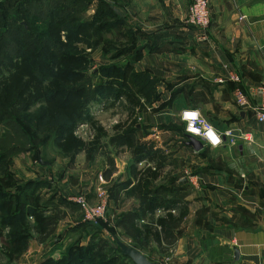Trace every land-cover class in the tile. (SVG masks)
Wrapping results in <instances>:
<instances>
[{"label":"crops","instance_id":"1","mask_svg":"<svg viewBox=\"0 0 264 264\" xmlns=\"http://www.w3.org/2000/svg\"><path fill=\"white\" fill-rule=\"evenodd\" d=\"M99 1L109 2L118 16L116 23L110 20V30L103 38L122 51L115 56L113 51L103 55L100 44L90 54L92 64L97 53L102 56L99 66L118 64L135 73H149L158 80L157 100L144 104L139 111L135 108L136 125L145 129L141 133L143 158L135 167L156 169L158 180L170 183L175 198L181 201L173 214L178 216L181 209L184 211L172 247L161 253L153 240L158 249L153 255L159 258L146 250L141 252L160 264H264V123L255 118L256 109L263 103V95L257 89L264 86V0H208L210 25L205 40L198 29L186 23L191 0H89L86 18L94 14ZM232 76H238L240 83L232 82ZM236 87L245 95L244 108L234 104ZM113 104L127 111L132 108L124 97L114 98ZM186 109L199 110L222 135L221 146H204L199 152L186 146L184 124L179 117ZM78 126L74 136L79 134ZM226 131H231L232 137L224 136ZM30 153L12 155L7 161L17 181L48 185L40 188L44 192L39 195L40 203L49 200V187L60 192V197L52 202L61 197L69 202L79 191L95 200L90 188H80L89 179L87 175H72L69 180L70 173L66 171L58 182L54 178L57 161L42 159L40 150L35 160L40 157L47 164L33 166L24 159ZM113 160L111 175L90 184L94 190L100 186L107 191L106 185L111 187L110 179H118L117 175L121 182L127 178L124 165ZM181 178H187L188 183L180 184ZM134 184L132 181L129 187L125 186L122 196L113 192L108 205L118 215L138 204L136 195L131 197L128 192ZM116 197L122 200L121 206L115 203ZM59 208L67 210L65 205ZM64 220L58 222L47 239L62 232L58 227ZM36 236L31 230L29 237ZM30 238L28 256L32 250ZM161 246L166 248L163 242ZM41 248L35 242L33 252ZM233 248L238 250L237 259ZM0 250H4L1 242ZM15 264L25 261L19 259Z\"/></svg>","mask_w":264,"mask_h":264},{"label":"trees","instance_id":"2","mask_svg":"<svg viewBox=\"0 0 264 264\" xmlns=\"http://www.w3.org/2000/svg\"><path fill=\"white\" fill-rule=\"evenodd\" d=\"M88 2L0 0V127L3 128L0 133V242L6 250L22 252V245L28 242L31 230L38 235V242L43 243L64 218L62 212L49 210L52 198L40 203L38 191L48 185L17 181L7 160L24 152L37 155L38 148L49 142L68 155L80 152L84 145L73 136V131L86 119V106L89 101H95L96 92L106 89L114 98L124 97L132 107L130 111L141 110L144 104H151L158 98V80L149 73H135L118 64L91 68L90 54L100 44L103 55L113 51L115 56L122 49L118 51L113 43L103 38L110 30V20L116 23L118 18L112 5L99 1L94 14L86 18ZM5 76L8 78L3 79ZM93 77L98 78L97 83L91 81ZM21 126L33 131L26 136ZM140 130L134 123L109 138V143L117 147L129 146ZM184 133L183 129L182 135ZM24 138L33 142L40 140L38 148H32L30 144L29 147L22 146L20 141ZM144 149L139 145V156L133 160V167L142 160ZM113 170L114 167L104 171L103 177L108 178ZM146 173L156 177V169H146ZM149 185L151 182L146 179L129 189V194L138 198V204L122 212L116 226L140 252L146 250L140 237L148 234L153 236L160 252L165 253L178 237L177 229L184 211L181 209L178 216L169 214L157 219L155 224L159 230L153 229L152 223L142 234L143 231L137 229L139 219L156 209L170 212L181 204L173 190L170 193L167 188L160 187L162 185L149 190ZM144 187L147 189L142 193ZM28 217L33 219V224ZM5 230H8L7 234H3Z\"/></svg>","mask_w":264,"mask_h":264},{"label":"rangeland","instance_id":"3","mask_svg":"<svg viewBox=\"0 0 264 264\" xmlns=\"http://www.w3.org/2000/svg\"><path fill=\"white\" fill-rule=\"evenodd\" d=\"M101 57L102 56L97 53L94 55V63L91 68L99 66L102 60ZM88 77L90 78V76ZM7 78V76L3 77V79ZM91 81L97 83L98 78L93 77ZM109 92L110 91L106 89L100 93L96 92L95 101H89V104L86 106V119L79 122L82 123L80 126H78V124L76 125L78 126L77 128L80 129L78 132L79 134H77V136H73L84 145L82 150L77 154L70 153V155H68L69 153H65L60 147H57L52 142H49L47 146L43 148H38L40 140H34L33 142L28 138H24L20 141V143L25 147H29L28 144H30V147L32 148H38L39 151L42 150V159L44 160L51 162L57 161L58 167L56 173H54V178L58 182L62 180V176L66 171H69L70 173L68 175L69 180L73 179L76 175H87L89 179H87L86 182H83L80 188H84V190H86V188H90V195L92 193L94 195L93 186L90 187V184L92 183V185H94V182L98 180L97 178H99V180L100 178L104 180V171L110 170L113 167V159L115 158V163L124 165L125 171L127 172V178L124 179L123 182L120 181L121 176L118 175V179H110V184H112V186L108 188L106 185L108 194L107 203L109 200L113 199V192L118 191L117 194L122 196L125 186L129 183L131 184L132 181L141 184L144 180L148 179L151 182L149 190H153L154 188L162 185L160 187L167 188V190L172 193L170 183L158 180L159 176L157 173L156 177L152 178L146 173V168L144 166L139 165L136 166V168L133 167V160L139 156V145L144 147V144L141 141V133L142 131H145L144 128L138 127L141 128V130L135 134L134 143L129 146L117 147L109 143V138L112 136L120 133L123 129L134 123L138 124V112H135V109L133 111H127L123 106L114 107V96H110ZM109 100H112V102H109ZM102 111L103 113L99 116L100 118L95 119V116ZM137 111H139V109H137ZM100 121H102L103 124L100 123ZM78 129H76V132ZM21 130L26 136H29L30 132L33 131L32 128L26 129L24 126H21ZM36 156L37 155L30 153V155H25L24 159L26 162L29 160V162L35 166L38 164L37 160H35ZM22 161L24 162V160ZM87 163L90 164V167H86ZM118 171H120V169H118ZM48 189L49 192L46 197H50L52 199H55L56 196L60 197V192L58 193L56 188L52 190V188L49 187ZM146 189L147 188L144 187L141 192L144 193ZM121 192L123 193L121 194ZM41 193L44 192L39 190L38 194L41 195ZM77 194L85 193L84 191H79L72 196ZM129 195L132 197V194ZM58 199V201H54L51 204L49 203V210L62 212L64 214V218L62 220L67 217V219L62 221L58 227V229H63L62 232L53 236L52 239H47L43 243L38 242V235L36 237H31L30 240L33 239L34 241L32 240L33 243L31 241L32 250L30 252V256H28L27 251L29 248L28 242L26 245H22V252L11 249H4L3 251L0 250V264H15L19 259H22L23 262L25 261V264H31L28 260L34 262L33 264H133L130 260L121 257L112 239V236H118L123 241H127L129 243L132 242V240L126 237L123 231L116 226L117 219L120 214L118 215V213L114 212V210L109 208L108 205L106 219L101 223L90 224L82 220L81 214L78 213L79 209L73 201L70 200L67 203L64 202V205L67 206V210L65 211L60 209L58 206H55V203L61 204L62 197L61 199ZM88 199L91 203L95 202V200H92L91 198ZM114 201L119 206L122 205V200H120V198L117 200L116 197L114 198ZM126 204L127 203H125V206ZM172 211L173 210L165 212L162 209H156L151 213H147L142 219L137 221V229L141 232L143 231L142 234H144L152 223V227L155 229V222L157 219H163L169 214L175 216ZM68 214L70 215L68 216ZM27 220L30 223H33L32 218L28 217ZM141 221H143V223H141ZM156 229L159 230V228ZM53 239H55L56 242H54ZM139 241L142 242V245L145 244L146 252H149L155 258H159L158 255H153V252L158 251L157 247L154 245L153 236L150 237V235L148 236L147 234L140 237ZM35 242L43 246L39 252H33Z\"/></svg>","mask_w":264,"mask_h":264},{"label":"built area","instance_id":"4","mask_svg":"<svg viewBox=\"0 0 264 264\" xmlns=\"http://www.w3.org/2000/svg\"><path fill=\"white\" fill-rule=\"evenodd\" d=\"M243 19V17H242ZM186 23L190 26L195 27L201 33V39L205 40V31L210 25V11H209V1L208 0H191L187 8V17ZM231 81L239 84L240 78L238 76H232ZM257 92L263 95V103L256 109L255 118L258 123H264V86L259 87ZM233 99L234 104L238 108H244L247 106V101L243 91L236 87L233 91ZM186 110H195V109H186ZM184 111V110H183ZM180 113V121L184 124L185 133L195 137L198 139L204 146L209 148H217L222 144V135H220L213 127L210 125L201 115L200 118L194 122V127L200 128L201 132L206 131V126H210L216 132L219 137L220 143L213 145L204 135L193 134L187 132L186 129L188 127L189 121H185L182 119V113ZM203 122V123H202ZM226 137H232L231 131H226L224 133ZM95 202L91 203V201L86 197L85 194H77L72 196L71 201H73L77 207L78 211L82 216V220L84 222L90 224H96L99 221H104L106 219L108 203H107V191L98 186L94 190ZM173 212V211H172ZM143 223V221H141Z\"/></svg>","mask_w":264,"mask_h":264},{"label":"water","instance_id":"5","mask_svg":"<svg viewBox=\"0 0 264 264\" xmlns=\"http://www.w3.org/2000/svg\"><path fill=\"white\" fill-rule=\"evenodd\" d=\"M183 137L186 140L185 142L186 146L190 147L194 152H199L204 148V145L195 137L187 133H184ZM37 162L39 165H43V166L47 164L45 161H42L40 157L37 159ZM178 182L180 184L182 183L187 184L188 180L187 178H181ZM112 239L115 245L118 247L120 254L126 257L127 259H129L133 264H160L156 261L150 260L142 252L132 247L129 243L121 240L118 236H113ZM233 251H234V258L237 259L239 254L238 250L236 248H233Z\"/></svg>","mask_w":264,"mask_h":264},{"label":"clouds","instance_id":"6","mask_svg":"<svg viewBox=\"0 0 264 264\" xmlns=\"http://www.w3.org/2000/svg\"><path fill=\"white\" fill-rule=\"evenodd\" d=\"M199 118H200V112L198 109L184 110L182 113V119L185 121H189L186 131L197 135L200 134L204 135L213 145L219 144L220 143L219 137L212 127L206 126V131L203 132H201L200 128L194 127V122H196Z\"/></svg>","mask_w":264,"mask_h":264}]
</instances>
